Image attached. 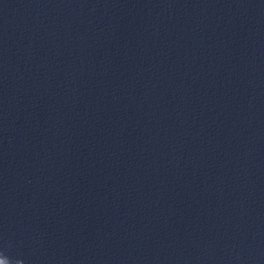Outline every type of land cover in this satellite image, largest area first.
Returning a JSON list of instances; mask_svg holds the SVG:
<instances>
[{
    "label": "water",
    "instance_id": "1",
    "mask_svg": "<svg viewBox=\"0 0 264 264\" xmlns=\"http://www.w3.org/2000/svg\"><path fill=\"white\" fill-rule=\"evenodd\" d=\"M0 264H264V0H0Z\"/></svg>",
    "mask_w": 264,
    "mask_h": 264
}]
</instances>
